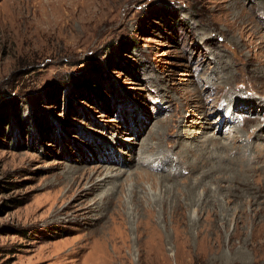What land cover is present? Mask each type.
Returning <instances> with one entry per match:
<instances>
[{
	"label": "rangeland",
	"instance_id": "obj_1",
	"mask_svg": "<svg viewBox=\"0 0 264 264\" xmlns=\"http://www.w3.org/2000/svg\"><path fill=\"white\" fill-rule=\"evenodd\" d=\"M263 127L264 0H0V264H264Z\"/></svg>",
	"mask_w": 264,
	"mask_h": 264
},
{
	"label": "bare ground",
	"instance_id": "obj_2",
	"mask_svg": "<svg viewBox=\"0 0 264 264\" xmlns=\"http://www.w3.org/2000/svg\"><path fill=\"white\" fill-rule=\"evenodd\" d=\"M210 82H211V81H210ZM212 82H213V81H212ZM194 88L196 89V85L194 86ZM198 92H199V91H198ZM238 95H239V94L237 93V96H238ZM232 96H233L232 93H228V97H227V98L232 97ZM239 100H241V99L239 98ZM201 107H202V106H201ZM201 107H200V108H201ZM206 108H207V107H206ZM203 109H205L204 106H203ZM234 110H235V109H234ZM234 110H233V111H234ZM209 113H210V112H209ZM223 113H225V112H223ZM203 114H204V113H203ZM217 114H218V113H217ZM221 118H222V119H221ZM221 118H220V119H221V122H222V120L224 119V115H223ZM225 120L227 121V118H225ZM223 121H224V120H223ZM183 122H184V121H183ZM258 128L261 129L260 126H259V127L254 128V131H255V130H258ZM263 128H264V127H263ZM261 130H262V129H261ZM262 131H263V130H262ZM99 185H100V184H98V186H99ZM101 185H103V184H101ZM96 186H97V185H96ZM96 186H95V187H96Z\"/></svg>",
	"mask_w": 264,
	"mask_h": 264
},
{
	"label": "trees",
	"instance_id": "obj_3",
	"mask_svg": "<svg viewBox=\"0 0 264 264\" xmlns=\"http://www.w3.org/2000/svg\"><path fill=\"white\" fill-rule=\"evenodd\" d=\"M80 79H76L73 83H70V84H74V89L73 90H81L82 91V88H83V82L82 80ZM52 97V96H51Z\"/></svg>",
	"mask_w": 264,
	"mask_h": 264
}]
</instances>
